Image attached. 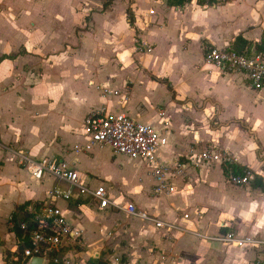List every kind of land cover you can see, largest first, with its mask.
I'll return each instance as SVG.
<instances>
[{
	"label": "crops",
	"instance_id": "crops-1",
	"mask_svg": "<svg viewBox=\"0 0 264 264\" xmlns=\"http://www.w3.org/2000/svg\"><path fill=\"white\" fill-rule=\"evenodd\" d=\"M197 1L0 0V264L18 245L25 205L46 199L55 186L70 187L50 175L34 178L20 153L33 161H67L83 184L105 185L112 198L184 228L264 238V187L229 183L220 164L187 166L172 195H157L146 161L115 154L109 146L76 149L89 141L84 121L90 112H124L168 138L158 151L162 162H185L191 147H216L237 157L234 169L249 167L264 176V88L205 63L209 46L258 52L264 0ZM122 4L121 19L112 21ZM69 15L76 20L68 24ZM101 16L104 28L97 27ZM137 38L152 50L135 49ZM148 55L154 62L146 61ZM56 204L83 230L80 264L92 258L113 264H257L260 256L257 249L188 231L169 239L154 224L102 209L77 192Z\"/></svg>",
	"mask_w": 264,
	"mask_h": 264
},
{
	"label": "built area",
	"instance_id": "built-area-1",
	"mask_svg": "<svg viewBox=\"0 0 264 264\" xmlns=\"http://www.w3.org/2000/svg\"><path fill=\"white\" fill-rule=\"evenodd\" d=\"M154 13L153 9L149 12V14ZM135 42L140 52L146 53L152 50V45L146 40L137 38ZM205 63L224 72L244 74L254 89L264 88V52L241 53L232 48L209 46L205 52ZM104 90L112 93L107 87ZM114 94H119V91L115 90ZM84 128L89 141L81 147L76 146L77 151H90L96 146H109L115 154L146 161L155 182L153 192L157 195H172L176 190L174 180L185 173L187 166L199 169L206 165L220 164L229 171L227 175L229 183L240 187H250L260 183L264 187V176L252 168L234 169V164L238 162L237 157L226 149L191 147L185 162H162L158 151L167 144L168 138L152 125L137 121L124 112L93 110L85 117ZM20 163L25 165L36 179L50 175L57 180L67 182L70 187L64 189L55 186L49 191L46 199L25 205L17 223L22 235L18 238L16 249L6 255V264H32L35 259H40L41 264H80L77 259L80 248L83 247V230L73 227L56 204L59 200L72 199L75 192L80 197L95 201L102 209L123 211L132 217L148 221L164 230L165 236L169 239L173 238V233L176 231H188L200 238L228 246L257 249L260 253L257 264H264L262 237L240 235L235 231L209 235L197 229L184 228L177 223L160 219L140 209L133 202L112 198L105 185L92 187L83 184L79 172L64 160L43 157L33 161L24 153H20ZM183 217L190 219L191 215L185 213ZM165 258L166 256L163 255L162 259ZM116 261L121 263L120 259Z\"/></svg>",
	"mask_w": 264,
	"mask_h": 264
},
{
	"label": "trees",
	"instance_id": "trees-1",
	"mask_svg": "<svg viewBox=\"0 0 264 264\" xmlns=\"http://www.w3.org/2000/svg\"><path fill=\"white\" fill-rule=\"evenodd\" d=\"M188 1H191V0H169V3L171 5H173V6H182V5L185 4V2H188ZM215 1L216 0H198L197 2L199 4H202V5H212V4H214ZM110 2L111 1H107L105 3V7L109 6ZM128 14H129V17L131 19L132 13H131L130 9H128ZM132 21L133 20L131 19V23H132ZM239 39L242 41V38L239 37ZM234 50H236L238 52H241V53L245 52L243 48L242 49H238L237 47H235ZM257 50H258V52H264V35H263V38H262L261 42H259L257 44ZM169 87H170V84H169ZM259 184L260 183H255L254 186L258 187V186H260ZM17 234H19V238L22 235L21 232H18V229H17ZM52 264H56V263H52ZM89 264H113V263L108 262V261H103V260L98 259V258H92L90 260Z\"/></svg>",
	"mask_w": 264,
	"mask_h": 264
},
{
	"label": "rangeland",
	"instance_id": "rangeland-1",
	"mask_svg": "<svg viewBox=\"0 0 264 264\" xmlns=\"http://www.w3.org/2000/svg\"><path fill=\"white\" fill-rule=\"evenodd\" d=\"M159 1H162L163 2V0H159ZM155 3H157V2H155ZM157 6L158 5H156L155 7L157 8ZM155 10V9H154ZM122 12H123V4L122 5H119V6H117L116 8H115V10L113 11V18H112V21H114V19L116 20V18L117 19H121V17H122ZM72 17V15H69L68 16V24H69V22L71 21V20H76V19H74L73 17ZM97 27H98V25H100L101 24V26H99L98 28H100V27H102V28H104L105 26H103V23L106 21V19L105 18H103L102 16L101 17H98L97 19ZM68 30H69V28H63V34H64V37L65 38H68V36H69V34H68ZM181 35L182 36H184V32H182L181 33ZM175 37H176V39H177V43L180 45V44H182V41L181 40H183L182 38H180V36H179V38H178V35L176 34L175 35ZM171 40V39H170ZM172 40H174L173 39V37H172ZM136 47H137V45L135 44V49H136ZM134 49V52L136 51ZM134 54V53H133ZM146 61H148V62H150V63H152V62H154V59L152 58V56H150V55H148L147 57H146ZM237 74H239V73H237ZM240 75H243V74H241L240 73ZM132 79L133 80H138L139 79V71H137V72H134V74H133V76H132ZM107 250H105V252H109L110 251V247H105Z\"/></svg>",
	"mask_w": 264,
	"mask_h": 264
},
{
	"label": "water",
	"instance_id": "water-1",
	"mask_svg": "<svg viewBox=\"0 0 264 264\" xmlns=\"http://www.w3.org/2000/svg\"><path fill=\"white\" fill-rule=\"evenodd\" d=\"M41 263V260L40 259H35L34 261H33V264H40Z\"/></svg>",
	"mask_w": 264,
	"mask_h": 264
}]
</instances>
